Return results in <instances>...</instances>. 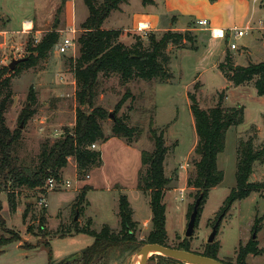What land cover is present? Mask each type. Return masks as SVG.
<instances>
[{
  "label": "rangeland",
  "instance_id": "1",
  "mask_svg": "<svg viewBox=\"0 0 264 264\" xmlns=\"http://www.w3.org/2000/svg\"><path fill=\"white\" fill-rule=\"evenodd\" d=\"M95 1L99 3L102 0ZM136 1L141 3V0ZM64 2L0 0L2 11L10 14L14 25L23 18L38 20L39 13L51 12L48 25L41 30H63L59 42L46 59L31 68L22 65L11 81L13 102L5 113V120L12 131L18 127L22 130L16 154L18 164L26 167L33 168L39 164L42 143L46 139L56 140L67 130H72L76 121V80L70 59L80 54L78 39L83 33L82 24L89 15V9L85 0H74L75 18L68 22L64 17ZM138 3L133 4L136 12L142 8ZM148 4L156 9L148 16L160 30L155 32L159 37L167 31L166 28L177 27L183 30L175 31L189 29L195 43L192 45L187 41L186 46L168 45L166 53L170 60L167 68L172 78L167 81L136 79L124 84L117 74L100 77L95 105L109 114L103 120L105 133L111 135L116 116L126 117L128 124L140 131L134 134L131 142L110 136L105 142L97 143L95 149L99 145L98 150L102 153L101 166L92 167L80 176L72 157L61 180H57L59 185L47 193H43L41 188H14L12 174L0 177L4 221L0 225V241H11L0 245V264H84V253L95 243V237L79 233L77 229L89 227L100 231L108 225L119 230L122 196L128 199L133 219L139 224L138 239L97 254L88 264H134L139 249L148 243L146 239L151 230L150 197L138 187L137 169L141 166L142 151L154 149L150 136L152 126L163 134L168 147L165 174L171 177V182L164 194L167 243L171 247L185 243L190 251L201 254L210 244L208 238L221 208L237 184L239 141L252 137L255 147H264V95L257 93L256 79L235 86L227 76L229 64L248 65L264 61V0H174L170 3L157 0ZM201 19L208 20L209 24L200 25L198 21ZM1 20L4 22L5 18ZM125 22L126 16L113 10L104 24L106 27L132 26ZM213 27L223 28L226 37H213L209 31ZM234 27H250L251 30L245 36L235 38L228 34V30ZM38 29L40 26L35 23L30 32L20 30L22 46L7 53L0 50V67L9 65L13 59L27 57L28 45L36 44L42 38L34 36ZM71 29L76 33L73 34ZM130 31L123 30L121 34V41L126 45H133L138 36L144 45H149L147 36L135 28ZM73 35L76 46L69 48L66 54L59 53L58 44ZM230 42H235L238 48L231 49ZM31 88L36 92V104L32 107L36 112L27 123H23L21 115L26 111ZM126 93L129 96L120 103ZM191 93H195L200 106L206 109L217 105L222 94L224 106L241 105L245 108V120L227 131L225 149L218 156V168L223 171L224 178L210 189L195 232L193 236L186 237L189 206L197 197V189L188 185V179L195 170L198 142ZM124 140L131 146L124 144ZM66 181H70L71 186L67 187ZM250 181L264 183V162H255ZM42 188L47 189L46 184ZM8 190L16 193L18 205L15 211L10 208ZM75 203L79 206L75 207ZM43 208L46 224L42 231L39 226ZM26 209L28 213L24 216ZM263 216L264 189L235 201L221 219L213 242L221 244L218 258L235 264L240 245L247 244L255 233L260 254H249L247 262L264 264ZM257 224L258 232L254 231ZM148 264H159V259L150 258Z\"/></svg>",
  "mask_w": 264,
  "mask_h": 264
},
{
  "label": "trees",
  "instance_id": "2",
  "mask_svg": "<svg viewBox=\"0 0 264 264\" xmlns=\"http://www.w3.org/2000/svg\"><path fill=\"white\" fill-rule=\"evenodd\" d=\"M128 1L102 0L97 3L95 0H85L89 15L82 24L83 33L78 39L80 54L70 59L74 69L78 102L75 125L72 130H67L56 140L46 139L42 143L39 164L33 168L18 164L16 149L17 142L22 138V130L18 127L12 131L6 124L5 113L13 102L11 81L13 74L22 65L31 68L46 59L52 48L59 42L60 32L56 29L47 31L38 43H30L27 59L18 63L14 70L10 69L8 65L0 67V177L12 174L14 188H41L43 193H47V189L42 187L49 178L61 180L63 170L67 167L70 158L75 159L77 172L80 176L85 175L92 167L102 165V153L98 149L92 148L93 144L105 142L110 136H117L131 142L134 134L140 131L137 127L129 125L126 117H115L111 135H107L104 131L103 120L109 114L104 108L95 105L99 94L100 77L117 74L124 84L136 79L167 81L172 78V74L167 68L170 60L166 53L168 45L172 43L186 46L187 41L192 45L195 43V38L189 29L186 31L169 29L161 37L155 32L148 33V46L143 44V39L140 36L136 37V42L133 45H126L120 40L121 29H106L103 28V24L113 10L119 9L122 3ZM142 1L144 4L154 3V0ZM228 69V79L235 86L244 85L256 79L257 93L264 95V61L248 65L229 64ZM128 96L129 93H126L120 103ZM222 96L221 94L217 105L206 109L200 106L195 93L190 95L198 142L195 149L197 156L194 159L195 170L188 179V185L197 189L196 200L202 195L196 227L210 189L220 184L224 178L223 171L218 168V156L225 149L227 131L233 126H239L245 120V108L241 105L224 106ZM35 104L36 92L31 88L26 111L21 115V122L27 123L35 114L36 109H32ZM119 106L120 104L116 108L119 109ZM150 136L154 142V149L142 151V166L138 175V187L148 193L152 210L151 230L146 242L170 246L167 243V216L164 202L165 189L171 182V177L165 174L168 147L163 134L154 126L150 129ZM257 161L264 162V147H255L252 137L240 140L238 143L237 184L226 198L217 218L221 217L222 219L235 201L245 199L252 192H260L264 189V183L250 181L254 164ZM7 195L10 208L15 211L18 205L16 193L14 190H8ZM120 202L119 230L108 225H104L100 231L89 227L77 229L79 233L84 232L95 237V243L84 253L82 259L84 264H88L97 254L112 247L138 239L139 224L133 219L130 203L125 196L121 197ZM194 204L195 202L189 206L188 217H190ZM78 206L79 203H75V207ZM2 208L3 204L0 198V225L4 223ZM27 210L24 216L28 213ZM259 221L257 219V222ZM45 224L46 215L45 208H43L40 230H45ZM258 227L259 224L254 227V231L258 232ZM10 242V239H6L0 241V245L3 246ZM220 247V243H210L202 254L218 258ZM174 248L190 250L185 243H180ZM249 254H260L259 242L254 237L247 244L240 245L235 264H251L247 262ZM153 258H158L159 264H186L158 254L151 257V259ZM226 263L232 264L231 262Z\"/></svg>",
  "mask_w": 264,
  "mask_h": 264
},
{
  "label": "crops",
  "instance_id": "3",
  "mask_svg": "<svg viewBox=\"0 0 264 264\" xmlns=\"http://www.w3.org/2000/svg\"><path fill=\"white\" fill-rule=\"evenodd\" d=\"M171 1H174V0H165V2H168V3H170ZM140 2H141L140 4H142V6H141L142 8H140L138 10V12L135 11V8H134V5H133L135 3H138V1H136V0H129L126 3H122L120 5V8L117 9L120 13H122V14H124L126 16L127 24L128 25L130 24L132 26L106 27L105 24H103V28H106V29H121V30L123 29L124 31H130L132 28L136 29L139 24H144V23H148L149 22L150 23V27H151L150 31H152V32L160 31L154 26L153 18L151 16H148V15H150L149 12H151V13L153 12L154 13V10H156L155 7L154 6H149V4H143L142 0ZM156 2H157V0H154V3H156ZM149 7H151V8H149ZM75 11H76V9H75L74 0H65V2H64V17L66 18V20L68 22L71 19L75 18V16H74ZM140 11L141 12L143 11L144 13L140 14ZM50 15H51V12L48 13V14L45 13V12H41L38 15V17H39L38 20H37V18H31V19L23 18L17 25H14L12 23V19H11L10 14L6 13V12H3L2 8H1V5H0V50H2L3 53H7V51L10 52L15 47L22 46V45H20V41H21V38H23V35H21L22 34L21 31H22V26H23L24 23L30 22L31 26H32V29L35 28V23H36V26H40V29L36 30V34L34 35L35 37H38L39 35L43 36V34L45 32L51 31V30H41V27L45 28V26L48 25L49 16ZM2 17L5 18L4 22H3V20H1ZM190 25L191 24H188L187 26H190ZM188 28H190V27H188ZM213 28H215L217 30H224L221 27H213ZM54 29L59 31L60 32V36H61V33L63 32V30L60 29V28H54ZM169 29H172V30H183V28H177V27L166 28L165 30H169ZM197 30L199 31L200 28H198ZM41 33H43V34H41ZM120 38H121L120 40H123V37H120ZM74 83H75V80H74ZM118 138H120V137H118ZM121 139H123V138H121ZM124 144H126L127 146H129V145L131 146V144H128L125 140H124ZM97 149H99V145H98ZM74 161H75V159H74ZM141 166H142V153H141ZM141 166H139L138 169H137L138 175H139V171H140ZM74 167H76V161L74 163Z\"/></svg>",
  "mask_w": 264,
  "mask_h": 264
},
{
  "label": "water",
  "instance_id": "4",
  "mask_svg": "<svg viewBox=\"0 0 264 264\" xmlns=\"http://www.w3.org/2000/svg\"><path fill=\"white\" fill-rule=\"evenodd\" d=\"M26 59V57L20 59H13L8 66L10 69L14 70L18 63ZM201 200L202 195H200L195 201L193 210L190 214L189 221L187 224V229L185 232L186 237L193 236L195 232ZM220 221L221 217L218 218L217 222L213 226L212 232L208 238V243H213L215 241ZM253 237L256 238L255 233ZM157 254L170 257L186 264H228L219 258H212L210 256H206L198 252L174 248L160 243H145L143 246H141L137 253V257L134 264H148L150 258Z\"/></svg>",
  "mask_w": 264,
  "mask_h": 264
},
{
  "label": "built area",
  "instance_id": "5",
  "mask_svg": "<svg viewBox=\"0 0 264 264\" xmlns=\"http://www.w3.org/2000/svg\"><path fill=\"white\" fill-rule=\"evenodd\" d=\"M200 25H207L209 24V21L206 20V19H201L198 21ZM150 23H144V24H139L136 28V31L141 33L143 36H147L149 31H150ZM22 30L23 32H30L32 30V26H31V23L30 25H27L26 23L23 24L22 26ZM217 29L215 28H209V31L211 32L212 36L215 37V38H224L226 37V31L225 30H221V33H217L216 32ZM249 30H251L250 27H246V28H238V27H234V28H231L228 30V34L234 36L235 38H241L243 36H245ZM71 32L73 34L76 33V30L75 29H71ZM75 36L73 35V37H65L63 42L62 43H59V53L61 54H66L67 50L69 48H74L76 46L75 44ZM230 48L231 49H237L238 46L235 42H230ZM97 147V144H93L92 145V148H96ZM65 184V183H64ZM59 185V182L57 181V179L55 178H49L47 180V183H46V187H47V190H52L54 189L55 187H57ZM66 186H71V183L70 181H66Z\"/></svg>",
  "mask_w": 264,
  "mask_h": 264
},
{
  "label": "bare ground",
  "instance_id": "6",
  "mask_svg": "<svg viewBox=\"0 0 264 264\" xmlns=\"http://www.w3.org/2000/svg\"><path fill=\"white\" fill-rule=\"evenodd\" d=\"M27 25H30V22L26 23ZM217 33H221V30H216Z\"/></svg>",
  "mask_w": 264,
  "mask_h": 264
}]
</instances>
